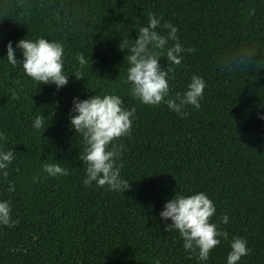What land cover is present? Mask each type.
Here are the masks:
<instances>
[{
	"label": "trees",
	"instance_id": "trees-1",
	"mask_svg": "<svg viewBox=\"0 0 264 264\" xmlns=\"http://www.w3.org/2000/svg\"><path fill=\"white\" fill-rule=\"evenodd\" d=\"M149 14L160 18L162 34L166 22L176 26L178 41L191 49L179 65L159 63L170 97L193 75L204 79L198 109L185 106L178 115L130 94L120 40L134 41ZM23 38L62 43L64 87L37 85L7 62L5 45ZM79 53L90 63L81 66ZM16 59L22 62L19 49ZM94 94L118 95L122 107L135 109L130 134L114 141L123 146L119 192L83 183L84 144L69 115L73 97ZM261 117L264 0H0V148L15 154L8 176H0V200L10 202L14 221L0 225V264H226L234 237L249 249L238 264H264ZM53 161L67 174L44 173ZM198 192L215 205L210 222L227 233L206 262L189 256L158 219L172 196Z\"/></svg>",
	"mask_w": 264,
	"mask_h": 264
},
{
	"label": "clouds",
	"instance_id": "clouds-1",
	"mask_svg": "<svg viewBox=\"0 0 264 264\" xmlns=\"http://www.w3.org/2000/svg\"><path fill=\"white\" fill-rule=\"evenodd\" d=\"M160 26V18L149 14L147 25L139 27L134 41L120 40V49L127 53L124 56L126 83L130 94L140 103L158 106L163 102L170 110L183 115L185 106L200 107L206 83L201 76L193 75L183 93L170 97L168 73L161 68L159 60L165 58L167 63L179 65L183 59L181 53L191 49H184L178 41L176 26L166 22L163 25L168 29L166 34L157 30ZM169 41L174 42L170 47ZM16 49L20 50L23 58L20 63L16 59ZM5 53L7 62L12 66L20 65L25 75L37 85L52 84L59 90L68 83L69 75L63 71L64 48L58 41L23 38L16 42L15 48L8 41ZM76 60L81 66L90 63L89 57L86 59L82 53L77 54ZM134 112V108L122 107L121 98L115 94H94L86 99L73 97L69 125L84 144L80 160L85 166V186L93 183L96 186L107 185L117 192L125 186L126 181L122 179L117 163L123 146H117L114 141L130 134ZM42 126L43 118L37 115L33 128L40 130ZM3 139L4 134L0 133V141ZM14 159L12 150L0 148V176H8V168ZM42 171L50 177L67 174V170L54 161L43 164ZM8 190L14 191V186L10 185ZM215 211L214 203L203 192L191 195L177 193L162 205L158 219L164 224V231L175 230L178 233L183 241V249L189 256L195 255L198 261L206 262L210 251L220 243L221 238H227L226 232L210 222ZM11 212L10 202L0 200V225L14 223ZM227 222L228 216L225 215L221 223ZM248 251L247 242L234 237L226 264H238Z\"/></svg>",
	"mask_w": 264,
	"mask_h": 264
}]
</instances>
